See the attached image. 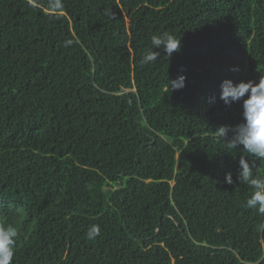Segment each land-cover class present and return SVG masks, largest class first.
<instances>
[{"label":"trees","instance_id":"1","mask_svg":"<svg viewBox=\"0 0 264 264\" xmlns=\"http://www.w3.org/2000/svg\"><path fill=\"white\" fill-rule=\"evenodd\" d=\"M55 2L0 0L12 264H264V214L237 179L241 155L255 158L217 132L243 121L221 83L264 73V0ZM163 32L181 49L143 64ZM179 74L186 86L170 91Z\"/></svg>","mask_w":264,"mask_h":264},{"label":"clouds","instance_id":"2","mask_svg":"<svg viewBox=\"0 0 264 264\" xmlns=\"http://www.w3.org/2000/svg\"><path fill=\"white\" fill-rule=\"evenodd\" d=\"M58 5L59 0H56L52 6ZM71 43L69 40L65 46ZM151 44L153 47L146 50L142 57L143 64H150L158 58L160 53L154 49H161L170 58L181 49V39L169 32L154 34ZM169 84L170 91L182 90L186 86V76L179 74L175 79L169 78ZM220 87V99L225 105L231 106L234 102L243 101V121L235 127L220 126L218 134L227 142L229 149H241L255 160L264 161V73L260 75L258 82L248 80L235 83L231 79H225ZM255 160L250 163L241 155L237 179L253 189L245 206L264 214V177L254 175ZM225 181L228 184L233 183L232 172L226 173ZM97 235L99 228L93 225L89 229L88 237L92 239ZM18 237V230L13 224L0 225V264H12Z\"/></svg>","mask_w":264,"mask_h":264}]
</instances>
